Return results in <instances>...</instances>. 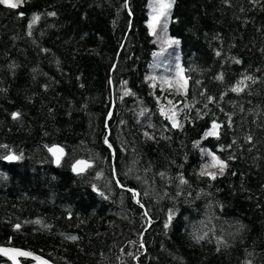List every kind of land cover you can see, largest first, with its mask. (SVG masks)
Masks as SVG:
<instances>
[{
  "label": "trees",
  "instance_id": "1",
  "mask_svg": "<svg viewBox=\"0 0 264 264\" xmlns=\"http://www.w3.org/2000/svg\"><path fill=\"white\" fill-rule=\"evenodd\" d=\"M124 2L0 5V145L23 153L19 161L0 159V244L54 264H264V0H176L166 32L180 41L172 56L149 33L150 0ZM33 13L41 18L29 29ZM177 57L187 95L147 79L175 75ZM245 74L255 83L231 92ZM168 101L194 104L179 112L182 128L161 116ZM213 119L223 123L220 139L201 140ZM53 144L65 149L59 166L47 151ZM201 148L236 158L212 181L198 175L209 161ZM8 149L0 147V156ZM89 158L85 174L71 170ZM127 188L140 193L143 208ZM170 209L176 214L165 229ZM0 264L9 262L0 257Z\"/></svg>",
  "mask_w": 264,
  "mask_h": 264
},
{
  "label": "snow or ice",
  "instance_id": "2",
  "mask_svg": "<svg viewBox=\"0 0 264 264\" xmlns=\"http://www.w3.org/2000/svg\"><path fill=\"white\" fill-rule=\"evenodd\" d=\"M176 0H151L150 2V8L151 11L149 13V19L147 21V27L149 30V33L152 35L157 34V28L160 29V32L166 35L167 28H168V21L171 13V9L173 8V5L175 4ZM227 2V0H226ZM25 3H27V0H0V5H4L9 9H18L21 8ZM125 8L128 7V0H125L124 5ZM19 15L23 17L25 15L24 12H20ZM49 16H55V12H49L47 13ZM129 15H131V11H129ZM40 14L33 13L31 16V19L28 24V28L31 29L39 20H40ZM29 34L31 32L29 31ZM164 43L168 46L171 45H179L180 41L175 38H167L164 40ZM46 51V50H45ZM221 53L217 51L216 55L219 56ZM234 62L237 64H240L241 61L239 59L233 58ZM14 67V66H13ZM176 73L175 75L171 76L170 78H161V85H166L167 90H174L176 93H179L181 95H187L188 92V86H189V77H187L184 74V69L179 64V57H177V63H176ZM217 80H223L224 75L223 73L218 74L215 77ZM147 79L155 80V77H147ZM246 81H252L255 83V79L245 74L243 78L239 81H237V84L233 86L230 91L235 93H240L244 91L245 88L248 87V85L245 83ZM111 83V81H109ZM125 85L127 82H123ZM199 83V81H197ZM153 87H156V84L154 83L152 85ZM162 90H164L162 88ZM131 91L127 88L124 90L123 95H131ZM201 95H205V93H201ZM221 99H223V95L221 96ZM207 102L215 103V98L212 96H207ZM158 105L160 104L159 98H157ZM208 104H205V108L208 107ZM168 107H165L164 105H160L159 111L161 116H163L167 121H169L172 128H182L183 124L177 119L179 112H183L185 109H188L189 111L194 107V104H184L180 109H176V106L173 104L172 101H168ZM147 111L146 109L141 112V115L144 114V112ZM222 111V109H221ZM207 113H205L206 115ZM12 119L17 120L20 117V113L13 112ZM109 117H111L112 113L109 112ZM197 116L200 119H203V116L201 115L200 111L197 109ZM185 119H187V116H185ZM123 123V121L121 122ZM227 126L230 128L232 126V119L231 116L228 117L227 120ZM149 127H152V125H149ZM223 128V123L217 122V120L213 119L210 127H208L205 132L203 133L201 140H207L208 138H215L217 140L220 139L221 131ZM145 137L148 139H155V137L151 134H149L147 131L144 133ZM167 138V137H165ZM246 140L250 143L252 141V137L248 136L246 137ZM105 144L108 145V147L111 149L113 145L109 142V139L107 136L104 138ZM201 141L197 140L193 142V147L198 148L200 146ZM234 144H236V141L233 140L232 144L227 145V148H231ZM0 147H3L5 149H8L7 145H0ZM47 151L51 154L53 157V162L59 166L66 155L64 147L60 146L59 144H53L51 146H46ZM225 146L221 145L218 151L223 152L225 151ZM202 156H207L209 158L208 163H204L201 165L198 175L200 177H207L209 180L215 181L219 176H224L226 174V170L229 168L228 161H231L235 159L236 157L228 156L227 159H222L220 155H217L216 152H213L210 149L207 148H201L200 149ZM115 155V153H113ZM0 159L5 161H19L23 159V153L16 154L11 149H8L7 154L0 156ZM93 167L91 158L89 159H78L71 165V170L76 173L77 175H83L85 174L89 169ZM115 174V169H113ZM131 171V169H130ZM233 175H236V173H232ZM101 174L97 173V177H99ZM161 177L165 176V173L161 172L159 173ZM139 179V177H137ZM179 182L181 185L187 184V180L184 179L183 175H179ZM117 184L120 185V187L124 188L125 186L120 183L119 180H117ZM93 191H98L95 184L92 185ZM128 192L132 194V197L135 201V203L139 204L141 208L144 207V205L141 203L139 196L140 193L132 188L126 189ZM99 195L104 196V193L101 191L99 192ZM145 196L148 195V192L144 193ZM106 198V197H105ZM176 214V209H170L167 214V220L165 221L164 228L168 229L174 216ZM144 217H148L149 214L147 211L144 212ZM36 223H40L39 221H36ZM147 223L150 225L152 223L151 219L148 218ZM21 227L20 224L14 225V228L16 230H19ZM245 226L243 224L239 225L240 229H243ZM142 235V234H141ZM206 235V234H205ZM204 236H195L194 239L199 242L200 240L204 239ZM66 239L70 240H77L78 237L76 236H68ZM11 238H9L10 242ZM218 245L223 244V241L220 238H217ZM143 242L141 241V247H143ZM219 250V247L218 249ZM0 255L6 256L10 261H12V264H20L18 257H31L33 260L37 262V264H49V261L45 260L42 256L35 255L31 251L11 248V247H3L0 246ZM128 255H132V253H128ZM135 258V257H134ZM246 264H252L251 260L247 261Z\"/></svg>",
  "mask_w": 264,
  "mask_h": 264
},
{
  "label": "rangeland",
  "instance_id": "3",
  "mask_svg": "<svg viewBox=\"0 0 264 264\" xmlns=\"http://www.w3.org/2000/svg\"><path fill=\"white\" fill-rule=\"evenodd\" d=\"M150 2H151V0H150ZM150 11H151V8H150V6H149V13H150ZM155 36V39H156V41H157V43H158V47H159V50L160 51H165V49H167L168 48V51H167V54H168V56H172V52H171V50H170V47L172 48V51H173V46L171 45V46H168V45H166L165 43H164V40L165 39H167L168 37H167V35H165V34H163V33H161L160 32V29L159 28H157V34L156 35H154ZM160 58H161V55H158V58L156 59V62H154V65L153 66H155V68L158 66V64H159V62H160ZM171 76H167L166 78H170ZM156 79L155 80H152L151 82L154 84H156V85H158V87L159 88H163V89H167V86L166 85H161V78L160 77H158V76H156L155 77ZM169 105L167 104L165 107H168ZM176 106V109L178 110V109H180V107L178 106V105H175ZM209 162V161H208ZM207 162V163H208Z\"/></svg>",
  "mask_w": 264,
  "mask_h": 264
},
{
  "label": "water",
  "instance_id": "4",
  "mask_svg": "<svg viewBox=\"0 0 264 264\" xmlns=\"http://www.w3.org/2000/svg\"><path fill=\"white\" fill-rule=\"evenodd\" d=\"M50 154V153H49ZM51 155V154H50ZM52 157V156H51ZM53 158V157H52ZM76 174V173H75ZM0 246H3V247H10V246H7V245H0ZM11 248H14V247H11ZM16 249H21V250H25V249H22V248H16ZM26 251H29V250H26ZM32 252V251H31ZM34 253V252H33ZM35 255H38L36 253H34ZM40 256V255H39ZM0 257L4 258L5 260H7L10 264H12V261H10L6 256H3V255H0ZM21 258V259H27V260H30L32 261L31 264H37V262L35 260H33L31 257H18V259ZM45 260H47L46 258H44ZM49 261V260H47ZM49 264H53L52 262L49 261Z\"/></svg>",
  "mask_w": 264,
  "mask_h": 264
}]
</instances>
